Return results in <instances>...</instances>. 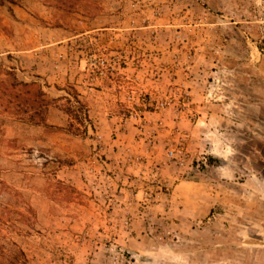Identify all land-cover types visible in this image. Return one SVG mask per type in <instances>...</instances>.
Returning <instances> with one entry per match:
<instances>
[{"label": "rangeland", "instance_id": "rangeland-1", "mask_svg": "<svg viewBox=\"0 0 264 264\" xmlns=\"http://www.w3.org/2000/svg\"><path fill=\"white\" fill-rule=\"evenodd\" d=\"M23 3L1 77L49 107L0 105V264H264V0Z\"/></svg>", "mask_w": 264, "mask_h": 264}, {"label": "trees", "instance_id": "trees-1", "mask_svg": "<svg viewBox=\"0 0 264 264\" xmlns=\"http://www.w3.org/2000/svg\"><path fill=\"white\" fill-rule=\"evenodd\" d=\"M20 1L22 0H0V6H4L8 3L13 4V5H18ZM58 1L59 3L66 1L68 4V2H71L72 0H58ZM3 71L5 72L7 76H10L12 78V81L10 82L7 80H3V78L1 77L3 72L0 69V77H1L0 78V102H1L0 105L2 107L9 109L10 106L13 104V101L15 100L17 102L16 103L17 107H20L22 105H24L25 107V105H29V101H30V105L32 106L31 110L33 109L36 110L40 107L43 109H48L49 103H46L42 106H40L39 103H37L39 98L45 96V93L43 92V90L37 83L35 82L24 83V82L19 81L16 74L13 73L11 69L6 70V71L3 70ZM26 110L28 112L27 108ZM31 123L40 125V124H43V121L42 120L38 122L31 121Z\"/></svg>", "mask_w": 264, "mask_h": 264}, {"label": "built area", "instance_id": "built-area-1", "mask_svg": "<svg viewBox=\"0 0 264 264\" xmlns=\"http://www.w3.org/2000/svg\"><path fill=\"white\" fill-rule=\"evenodd\" d=\"M99 64L101 67H98V74L103 75L105 74V69L107 70H114V66L107 63L105 59H100V61H96L94 63L95 66ZM189 93H185V100H189ZM151 102V101H150ZM139 105V103H136ZM150 105H153L152 102L149 103ZM165 103L158 104L156 107L157 109H163L165 106ZM145 111V110H144ZM185 139L182 137L181 139H178V143L174 146L173 144L171 147L166 149V164H170L176 168H184L188 165L190 160V153L185 147V143L183 142ZM186 141V140H185ZM158 168V167H157ZM158 170V169H157Z\"/></svg>", "mask_w": 264, "mask_h": 264}, {"label": "crops", "instance_id": "crops-1", "mask_svg": "<svg viewBox=\"0 0 264 264\" xmlns=\"http://www.w3.org/2000/svg\"><path fill=\"white\" fill-rule=\"evenodd\" d=\"M32 1H35V0H32ZM13 9L16 15V20H14L13 22L15 32H17L18 34H23L25 33L26 28L31 26L29 22L31 23V19L33 18V16L27 10V6L25 5V3H23L22 5H16L15 7H13ZM8 53H10V51H8ZM221 156L224 157L223 155Z\"/></svg>", "mask_w": 264, "mask_h": 264}]
</instances>
